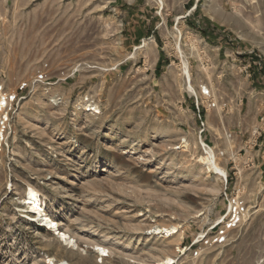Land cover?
I'll return each mask as SVG.
<instances>
[{
	"label": "rangeland",
	"instance_id": "rangeland-1",
	"mask_svg": "<svg viewBox=\"0 0 264 264\" xmlns=\"http://www.w3.org/2000/svg\"><path fill=\"white\" fill-rule=\"evenodd\" d=\"M256 68L264 0H0V73L11 89L28 83L0 154V264H139L189 245L224 204L202 141L249 214L229 245L180 249L172 264H264ZM87 97L101 114L78 108ZM28 185L51 228L24 211ZM154 224H180L183 238Z\"/></svg>",
	"mask_w": 264,
	"mask_h": 264
},
{
	"label": "built area",
	"instance_id": "built-area-1",
	"mask_svg": "<svg viewBox=\"0 0 264 264\" xmlns=\"http://www.w3.org/2000/svg\"><path fill=\"white\" fill-rule=\"evenodd\" d=\"M38 75V74H37ZM28 83L19 85L15 90L8 87L0 73V154L9 148L10 134L23 92ZM201 99H207L210 107H216L209 88L201 89ZM91 102L94 101L91 99ZM264 117V115L262 116ZM222 153V152H221ZM224 179L223 208L208 225L193 236L189 245L184 246L180 253L190 251L194 258H200L208 251L223 248L231 243L234 235L245 222L249 212V204L241 190L231 189L228 185L229 174Z\"/></svg>",
	"mask_w": 264,
	"mask_h": 264
},
{
	"label": "bare ground",
	"instance_id": "bare-ground-1",
	"mask_svg": "<svg viewBox=\"0 0 264 264\" xmlns=\"http://www.w3.org/2000/svg\"><path fill=\"white\" fill-rule=\"evenodd\" d=\"M184 63H185V68H186L185 72L187 75L188 89L191 91H194V93H196V91H195V89L191 83V75L189 73L187 62H184ZM203 88H204V90H207L206 86H203ZM56 100H57V98H55L53 100V102H55ZM55 104H56V102H55ZM79 104L80 105H78L79 106L78 108H84L85 112L89 111L93 115L101 114V112H102L100 105L95 103V102L92 103L91 99L88 97L85 98ZM18 114H19V112H18ZM202 145H203V153L199 157L200 158L199 160L201 161V163L204 166H206V168L212 170L215 173V175H217V179L227 177V170L225 167L220 165V163L217 159V156H216L215 149L213 147L207 145L203 141H202ZM22 203L24 204V207H25L24 211L27 212L28 214H30V215H28V214L27 215L31 216L32 221H41V224H43L49 228H51L53 226L54 220L48 216V214L44 208L45 205H44V201H43V198L41 196V193H39V191L37 190V188L35 186L28 185L25 188L24 198H23ZM248 214H249V212H248ZM181 228H182V226L180 224L173 225V226H170L167 224H154L151 226L150 233H153V234L158 235L160 237H167V238H171V239L172 238L176 239V237L179 236V238L181 239V238H183L182 233L184 231V230L182 231ZM177 240H179V239L177 238ZM178 244H179V241H178ZM175 245H176V243H175ZM179 246H177L178 248L176 247L177 248L176 250L169 249V250H164V252L162 251L163 254L162 255L159 254V255L154 256V259L138 258L137 259L138 263L139 264H172L176 260L175 252L181 249ZM133 261L135 262L136 260H133Z\"/></svg>",
	"mask_w": 264,
	"mask_h": 264
},
{
	"label": "crops",
	"instance_id": "crops-1",
	"mask_svg": "<svg viewBox=\"0 0 264 264\" xmlns=\"http://www.w3.org/2000/svg\"><path fill=\"white\" fill-rule=\"evenodd\" d=\"M263 69V68H262ZM264 70V69H263ZM260 71L259 68L254 70V76L257 81H254L251 92V112L252 115L259 117L261 108H264V71ZM262 75V76H261ZM259 78H263V81H258Z\"/></svg>",
	"mask_w": 264,
	"mask_h": 264
}]
</instances>
